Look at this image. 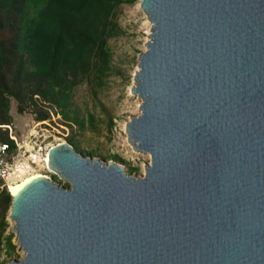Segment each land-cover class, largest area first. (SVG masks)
<instances>
[{"label":"water","instance_id":"95a60500","mask_svg":"<svg viewBox=\"0 0 264 264\" xmlns=\"http://www.w3.org/2000/svg\"><path fill=\"white\" fill-rule=\"evenodd\" d=\"M126 125L144 177L52 147L11 197L9 264H264V0H140Z\"/></svg>","mask_w":264,"mask_h":264},{"label":"trees","instance_id":"16d2710c","mask_svg":"<svg viewBox=\"0 0 264 264\" xmlns=\"http://www.w3.org/2000/svg\"><path fill=\"white\" fill-rule=\"evenodd\" d=\"M134 1L0 0V126L11 125L13 99L17 114L33 109L36 123L49 120L52 109L68 127H82L72 94L83 83L101 84L110 69L108 42L121 33L117 11ZM0 131V142L11 143ZM6 189L0 188V243L13 260L14 235H4L11 206Z\"/></svg>","mask_w":264,"mask_h":264},{"label":"rangeland","instance_id":"374dc122","mask_svg":"<svg viewBox=\"0 0 264 264\" xmlns=\"http://www.w3.org/2000/svg\"><path fill=\"white\" fill-rule=\"evenodd\" d=\"M117 22L121 33L108 42L111 62L107 75L100 85L93 82L83 83L72 94L73 107L82 127L78 124L68 127L52 109L49 110V120L41 124L36 123L33 109L30 108L23 115H19L16 112L17 103L13 99L9 100V115L12 131L17 139L27 140L30 132L35 130L40 134L39 141L43 151L44 147L47 149L55 144H68L71 139V147L84 158L117 164L124 168L127 176L142 179L145 167L150 164V157L148 154L133 151L128 143L126 125L131 119L140 116L141 100L132 95L130 90L135 85L138 57L146 52L152 26L140 9V0L122 5L117 11ZM34 174L50 179L54 176L50 171L43 172L37 167L28 174L25 173L21 179ZM12 182H18V179ZM60 182L63 186L68 185ZM3 187L2 185L0 188ZM6 221L8 228L4 235H14L12 242L17 249L13 260L20 261L24 255L18 249L15 234L10 231L13 223L8 220V215ZM6 254V247L1 242L0 263L9 264L13 261L8 260Z\"/></svg>","mask_w":264,"mask_h":264},{"label":"built area","instance_id":"2783aa9c","mask_svg":"<svg viewBox=\"0 0 264 264\" xmlns=\"http://www.w3.org/2000/svg\"><path fill=\"white\" fill-rule=\"evenodd\" d=\"M0 128L7 131L11 142H0V181L5 188L8 184L14 183L12 180H20L33 168L40 167L43 172L49 173L46 156L49 150L58 144L49 146L47 149L44 147L43 151L39 141L40 134L37 131H31L27 140H20L14 136L11 125L0 126Z\"/></svg>","mask_w":264,"mask_h":264},{"label":"bare ground","instance_id":"6f19581e","mask_svg":"<svg viewBox=\"0 0 264 264\" xmlns=\"http://www.w3.org/2000/svg\"><path fill=\"white\" fill-rule=\"evenodd\" d=\"M141 8V6H140ZM46 162H47V167H48V162H49V158H48V155L46 157ZM48 170L50 171V169L48 168ZM51 172V171H50ZM52 173V172H51ZM33 177H36V178H46L42 175H39V174H34V175H30L28 177H25V178H20V180H18V182H14V183H10L8 184L7 186V191L9 193V195L11 197H14L18 194L19 192V189L20 187H22L23 185H25L27 183V181L30 179V178H33ZM14 225V223H13Z\"/></svg>","mask_w":264,"mask_h":264}]
</instances>
